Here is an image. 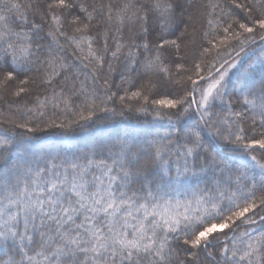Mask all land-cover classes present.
<instances>
[{
    "label": "trees",
    "instance_id": "16d2710c",
    "mask_svg": "<svg viewBox=\"0 0 264 264\" xmlns=\"http://www.w3.org/2000/svg\"><path fill=\"white\" fill-rule=\"evenodd\" d=\"M263 39L264 0H0V264H264L258 51L198 102Z\"/></svg>",
    "mask_w": 264,
    "mask_h": 264
},
{
    "label": "rangeland",
    "instance_id": "374dc122",
    "mask_svg": "<svg viewBox=\"0 0 264 264\" xmlns=\"http://www.w3.org/2000/svg\"><path fill=\"white\" fill-rule=\"evenodd\" d=\"M181 17H182V20L184 22V25L182 27L184 30H189L191 28H194V24L192 23L191 25H189V22L187 21L188 20V14L187 13H184L183 16H181ZM192 35L193 34H188L185 36V38L183 37V44L184 43L193 44ZM183 44H181L182 47H183ZM256 51H258V52H256ZM254 52H256V53L254 55V60H253L252 64L255 66L263 64L264 63V39L261 40L258 45L253 46L251 49L244 51L240 55L237 54V57L236 58L234 57L235 59L233 61H230L223 68L221 67L222 69L218 70L219 73L216 74L215 78H213L208 84H206L204 89H201V91L199 93V97H198V102H199V107H200L201 112L204 113L205 110H207L208 104L217 95L218 90L220 89V87L223 86V83H224L225 79L227 78V76L234 69H236L242 63V61H244V59L246 57H248L249 55H251ZM218 71H216V72H218ZM168 88H171V86H169ZM65 141L68 142L69 140L66 139ZM243 213H244V211H240L239 213H235L231 217H228L223 222L208 227L200 235V238L204 239L208 235H210L214 232L228 229V227L232 224L233 220L240 217Z\"/></svg>",
    "mask_w": 264,
    "mask_h": 264
},
{
    "label": "water",
    "instance_id": "95a60500",
    "mask_svg": "<svg viewBox=\"0 0 264 264\" xmlns=\"http://www.w3.org/2000/svg\"><path fill=\"white\" fill-rule=\"evenodd\" d=\"M237 55V54H236ZM235 55V56H236ZM235 56H233L232 58H234ZM231 58V59H232ZM220 69V67L219 68H217L212 74H214L216 71H218ZM211 74V75H212ZM211 75H209V76H206V77H204V78H201L199 81H203V80H206L207 78H209ZM195 88H196V85L194 86V88H193V93H192V97L194 96L193 94H194V90H195Z\"/></svg>",
    "mask_w": 264,
    "mask_h": 264
},
{
    "label": "bare ground",
    "instance_id": "6f19581e",
    "mask_svg": "<svg viewBox=\"0 0 264 264\" xmlns=\"http://www.w3.org/2000/svg\"><path fill=\"white\" fill-rule=\"evenodd\" d=\"M243 51H244V50H241L240 52H238V53H236V54H240V53L243 52ZM236 54H235V55H236ZM235 55H234V56H235ZM236 56H237V55H236ZM236 56H235V57H236ZM220 68H221V67H220ZM193 98H194V97H193ZM262 218H264V216H262ZM262 218H261V219H262Z\"/></svg>",
    "mask_w": 264,
    "mask_h": 264
}]
</instances>
